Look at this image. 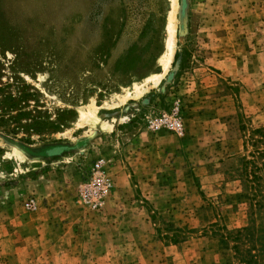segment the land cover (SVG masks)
<instances>
[{
  "label": "rangeland",
  "instance_id": "obj_1",
  "mask_svg": "<svg viewBox=\"0 0 264 264\" xmlns=\"http://www.w3.org/2000/svg\"><path fill=\"white\" fill-rule=\"evenodd\" d=\"M170 11V0H0V87L44 122L0 126V264H240L218 230L264 223V0H175L165 68ZM115 113L125 179L107 175L98 210L74 189L68 233L37 226L58 152L79 145L81 185L109 141L93 130Z\"/></svg>",
  "mask_w": 264,
  "mask_h": 264
},
{
  "label": "crops",
  "instance_id": "obj_2",
  "mask_svg": "<svg viewBox=\"0 0 264 264\" xmlns=\"http://www.w3.org/2000/svg\"><path fill=\"white\" fill-rule=\"evenodd\" d=\"M109 115L111 114H107V116ZM119 116V114L115 113L114 118L109 117V119H100L101 121H105L107 123H111V120H113L109 130H101L100 128L93 130V136H98V138H105L108 136L107 138L109 141L107 142L105 140L102 142V144L97 145V151L94 152V155L97 156L102 162H110V165H108L109 170H107V175L111 174L113 176V185L115 187L118 185L119 181H123L125 179V172L123 170L125 163H122V160L119 157V151H117L115 148L113 143L114 139L111 136L114 127L124 123V121H118ZM78 146L67 147L66 149L70 150L68 153H65L66 149L64 148L58 152V167L62 168L58 170V186L56 187V192L53 195L49 193V199L52 200V202L48 203L49 200L47 199V201L42 204V208L40 209L41 212H44L46 215H48V217H46L47 220L40 223V225H37L46 228L47 232H51V228L54 227V229H58V231L68 233V228L72 225L71 222L76 221L75 219L70 221V217H76L78 219L80 217L81 212L78 210L77 203L73 199L75 198L73 191H75L80 186V166L82 165V163H80L78 166V164L74 162L77 155L75 150L78 149ZM81 151L79 150L78 152ZM92 153L93 151L91 154ZM127 163L131 165L134 162L131 161ZM132 167L133 166L130 168L132 169ZM49 217H52V219L55 218L56 221H58L57 227L54 226V223L49 219ZM64 218H66L68 221L63 222L62 219ZM64 227L66 230H63ZM40 238L41 237L39 236L38 239L40 240Z\"/></svg>",
  "mask_w": 264,
  "mask_h": 264
},
{
  "label": "trees",
  "instance_id": "obj_3",
  "mask_svg": "<svg viewBox=\"0 0 264 264\" xmlns=\"http://www.w3.org/2000/svg\"><path fill=\"white\" fill-rule=\"evenodd\" d=\"M177 57V52L174 54V58ZM183 61L181 62V65ZM180 65V66H181ZM16 100L14 97L4 92L3 88L0 87V126H4V130L12 132L20 126L21 128H27L28 125H21L22 119H29L34 125H42L44 122L38 118H28L30 115L29 112L23 111L21 108H16ZM13 113V114H12ZM9 123H13V128H9ZM241 161L246 163L247 160L241 158ZM250 224L245 225L236 229L227 230L223 229L218 230L220 232L219 236L224 240H227L232 243L231 248L234 249V252L238 255V261L240 264H262L261 260H264V223L260 224L259 228H255V218L249 219ZM219 229V228H216ZM245 243L251 244V249H241L242 245ZM255 249L256 254H253L251 251Z\"/></svg>",
  "mask_w": 264,
  "mask_h": 264
},
{
  "label": "built area",
  "instance_id": "obj_4",
  "mask_svg": "<svg viewBox=\"0 0 264 264\" xmlns=\"http://www.w3.org/2000/svg\"><path fill=\"white\" fill-rule=\"evenodd\" d=\"M171 129L181 132V122L178 116H172L168 120ZM81 185L78 189V197L85 203L89 204L93 209L98 210L101 206L104 195L110 185L107 177V170L103 166L101 160L94 161L90 167L82 174Z\"/></svg>",
  "mask_w": 264,
  "mask_h": 264
},
{
  "label": "bare ground",
  "instance_id": "obj_5",
  "mask_svg": "<svg viewBox=\"0 0 264 264\" xmlns=\"http://www.w3.org/2000/svg\"><path fill=\"white\" fill-rule=\"evenodd\" d=\"M170 1L172 3V11H170L171 14H170V16L168 18L167 27H166V29L168 31V36H167L166 41H165V52H164L163 56L160 59V63H162V65L165 68L167 67V65H168V63H169V61H170V59L172 57L173 48H174V46H173V29H174V15H173V11H174V6H175V0H170ZM161 77H162V74H160V73L159 74L158 73L151 74L147 78H145L143 80H140V82H138L137 84H134L132 86V89L136 91V90H138V87L140 85H142L143 83H148V82H150L151 84L155 85V84L158 83V81L160 80ZM140 90H141V88H140ZM126 94H128V93H126ZM91 116L93 117V111H91L90 109H87V110L81 109V110H79V120L86 121V120H89L90 118H92Z\"/></svg>",
  "mask_w": 264,
  "mask_h": 264
}]
</instances>
